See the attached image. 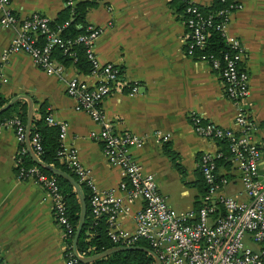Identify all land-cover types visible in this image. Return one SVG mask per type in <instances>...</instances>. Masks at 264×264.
I'll return each instance as SVG.
<instances>
[{"label": "crops", "instance_id": "obj_1", "mask_svg": "<svg viewBox=\"0 0 264 264\" xmlns=\"http://www.w3.org/2000/svg\"><path fill=\"white\" fill-rule=\"evenodd\" d=\"M83 0H74V2ZM84 21L99 30L94 54L100 63L119 70L118 83L102 102L105 117L118 132L141 137L130 148L132 158L142 172L154 177L158 192L174 212L196 209L201 192L198 162L204 152H215L214 140L197 136L191 120L226 127L238 133L234 124L237 105L226 97L222 81L215 70L185 53L187 39L182 13L170 0H94ZM225 23V34L240 44L239 68L247 75L248 95L240 101L254 128L249 139L260 152L257 176H264V0H234ZM206 7L212 0H191ZM18 17L37 12L53 19L64 7L62 0H9ZM13 30L0 27V53ZM59 77L46 75L24 53L10 54L0 62V95L7 100L26 95L33 102L32 116L39 106L46 116L66 124L62 143L76 150L80 164L88 170L94 193L116 187L122 177L117 167L109 165L102 153V143L88 136L97 129L90 116L73 109L74 102L65 93V83L76 77L92 85L96 76L78 73L73 65H63ZM135 91L131 93V87ZM18 101L25 103L21 98ZM12 115L14 112L11 113ZM155 131L167 134L162 141ZM167 143L177 155L181 171L163 153ZM28 153V147L25 143ZM17 143L11 128L0 130V260L3 264H65L64 233L52 215L51 201L31 179L18 180L14 158ZM29 155V154H28ZM51 166V165H50ZM219 176L227 179L217 193L246 200L239 172L230 162L218 167ZM122 200L127 213L117 216V227L132 232L134 213L140 200ZM214 215V214H213ZM213 216L210 217V220ZM245 246L252 250L264 247L248 235Z\"/></svg>", "mask_w": 264, "mask_h": 264}, {"label": "built area", "instance_id": "obj_2", "mask_svg": "<svg viewBox=\"0 0 264 264\" xmlns=\"http://www.w3.org/2000/svg\"><path fill=\"white\" fill-rule=\"evenodd\" d=\"M182 1L186 4L184 12L188 15L183 20L187 35L184 50L188 56H192L193 48H203L204 29L211 25V20L209 17H202L191 0ZM73 3L74 0L64 2L68 5ZM235 8H238L236 3L229 4L223 10V20L215 25L231 52L224 53L221 59L200 54L196 60L206 63L218 73L226 97L237 105L234 124L239 132L202 122L196 116L192 118L191 124L194 133L201 138L227 141L229 161L239 172L246 200L217 193L227 184V179L217 173L215 160L220 153L204 152L197 166L206 185V194L212 199L211 203H204L196 210L191 208L174 212L158 192L154 177L142 172L130 154V148L140 144L141 137L127 131H115L103 113L101 102L116 87L119 72L112 64L100 63L94 54L99 30L86 24L83 33L73 39H62L57 30L48 27L47 16L33 12L20 18L11 11L9 0H0V27L13 30L8 44L0 53L1 63H5L10 54L24 53L46 75L59 77L65 68L52 56L53 48H60L62 53L71 57L73 54L67 51L71 44L79 43L83 46L91 65L89 74L96 76L97 81L88 85L83 80L71 77L65 83V93L73 100V109L87 113L96 124L97 129L90 130L88 136L102 143L104 159L109 165L119 169L122 180L116 187L94 193L88 170L80 164L76 150L62 143L66 124L46 116V122L58 128L60 144L56 155L75 175L77 182H82L89 191L87 206L91 218L106 216L110 240L120 245H133L138 240H143L157 255L159 264H264V247L252 250L243 243L245 235L254 243L264 242V176H257L260 152L249 139L254 125L239 107L240 101L248 95L247 75L239 68L240 44L235 38L227 36L224 30L228 14ZM37 34L43 35L41 44L38 43ZM134 91L135 87L132 86L131 93ZM6 128L13 130L17 143L14 158L16 178L31 179L44 190L51 201L55 223L64 234H70L73 228L67 220L64 196L56 177L51 173L41 172L35 164L27 167L21 165V156L26 149L25 126L17 116L11 115L0 120V130ZM154 135L162 141L168 139L167 134L159 131H155ZM28 145L36 156L41 152L37 135L28 140ZM121 192L128 201H141L140 208L133 215L132 232L117 227V216L129 211ZM216 207H220L223 214L210 220ZM64 250L65 264H83L73 255L71 245H65ZM0 264H3L1 260Z\"/></svg>", "mask_w": 264, "mask_h": 264}, {"label": "trees", "instance_id": "obj_3", "mask_svg": "<svg viewBox=\"0 0 264 264\" xmlns=\"http://www.w3.org/2000/svg\"><path fill=\"white\" fill-rule=\"evenodd\" d=\"M62 1L65 2L66 0ZM170 3H176L177 11L182 13L183 20L188 16L184 12L186 6L185 2H183L182 0H170ZM229 4H235V1L212 0V2L206 7L195 4L197 11L202 17L210 18L211 25L204 29L205 39L203 48L192 49L193 58L196 59L200 54H206L221 59L224 53L231 52L228 45L221 37L219 31L215 28V25L223 20V10H225V8H228ZM94 5V0L78 1L74 2L72 5L64 4V7L56 14V16L53 19H49L47 25L49 28L57 30L58 36L60 38L73 39L78 34L84 32V28L86 25L84 21L85 14L87 10ZM36 37L38 43L41 44L43 42V35L37 34ZM67 51L71 52L73 56L70 57L66 53H62V50L60 48H53L51 54L61 64L73 65L78 73L89 74L91 65L85 56L83 46L79 43H74L69 46ZM6 102L7 99L3 98L0 95V106L5 104ZM25 110V103L17 101L13 103L8 109L0 113V120L10 117L12 115L11 113L14 112L13 115L17 116L25 126ZM45 118L46 115L42 109V105H40L37 116H32L28 140H30L33 135H37L41 148V152L37 155L39 160L46 165H51L57 169L70 173L76 179L75 175L71 173L67 166L56 155L60 144V140L58 138V128L47 123ZM215 142L217 144L216 151L220 153V156L215 160L216 167L218 169V167L222 166L227 169L230 165L227 141L224 139H217L215 140ZM162 151L172 161L173 166L181 171V167L177 162V155L172 151L167 143H164L162 145ZM33 164L35 163L31 160L25 149V152L21 156V165L23 167H27ZM38 168L41 172L49 174V172L42 167L38 166ZM56 181L60 188V191L64 196V204L66 206L65 213L67 220L70 222L73 228L70 234H64V242L67 246H70L78 219L79 204L77 196L73 192L71 186L61 178L56 177ZM79 184L86 202V213L76 243V249L78 253L82 256H90L102 250L114 246H119L120 243L112 242L107 235L106 216L102 215L97 219L91 218L87 206L89 191L82 182H79ZM195 184L201 192V203L198 207H200L204 203H211L212 199L208 198L206 194V185L201 177L200 172L199 178L196 180ZM213 214V217L221 216L223 214V211L220 207H216ZM86 232L88 233L87 235ZM133 245L144 246L150 249L148 243L143 240H138ZM83 264H153V260L151 256L146 252L133 249L113 252L96 260L87 263L83 262Z\"/></svg>", "mask_w": 264, "mask_h": 264}, {"label": "water", "instance_id": "obj_4", "mask_svg": "<svg viewBox=\"0 0 264 264\" xmlns=\"http://www.w3.org/2000/svg\"><path fill=\"white\" fill-rule=\"evenodd\" d=\"M25 99L26 100V110H25V143L28 147V154L31 158V160L37 164L38 166L42 167L55 177L61 178L64 181H66L72 188L73 192L77 196L78 204H79V212H78V219L75 226V230L73 233L72 241H71V250L73 255L81 262L87 263L93 260H96L98 258L104 257L110 253L117 252V251H123V250H141L149 254L153 260V264H159V260L157 255L149 248L139 245H119L114 246L105 250H102L100 252L94 253L90 256H82L78 253L76 249V243L77 239L84 221L85 213H86V202L80 187V184L77 182V180L68 172L57 169L53 166L46 165L42 163L39 158L34 154L31 147L28 145V138H29V132H30V123L32 119V113H33V102L32 100L26 96V95H16L7 100L5 104L0 106V113L8 109L13 103L17 102L19 99ZM88 233L86 232V235Z\"/></svg>", "mask_w": 264, "mask_h": 264}]
</instances>
